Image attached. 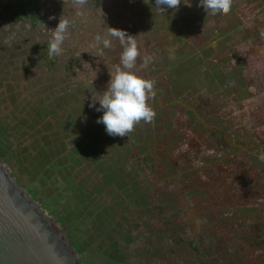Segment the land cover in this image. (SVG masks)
<instances>
[{
	"label": "rangeland",
	"instance_id": "1",
	"mask_svg": "<svg viewBox=\"0 0 264 264\" xmlns=\"http://www.w3.org/2000/svg\"><path fill=\"white\" fill-rule=\"evenodd\" d=\"M244 1L240 9L248 17L252 6L246 7L248 0ZM147 2L101 0L100 10H96L84 0H44L41 15L51 22L43 27L48 37L60 19L74 20L82 33L84 17L94 14L97 19L89 26L96 24L98 35L106 36L107 26H111L136 36L140 55L130 71L154 82L155 96L147 101L155 112L152 121H140L123 137L109 135L97 123L103 112L89 106L92 99L83 103L77 98L76 103L71 98L59 107L55 103L62 95L59 87L34 68L30 71L29 65L17 62L14 68L19 71L13 70L11 75L14 79L0 89V125L13 129L21 122L25 129L19 132L27 131L21 139L25 145L33 143L32 134L36 140L43 135L53 140L54 172L66 176L64 184L58 182L59 191L69 183L75 192L78 188L82 192L80 199L68 203L85 208L77 223L81 240L89 245L81 256L83 264H209L200 257L203 252H197L193 238L187 244L189 239L178 235L175 220L179 215L188 223L196 218L198 231L195 233L194 226L191 230L195 238L200 234L205 239L207 247L232 248L238 256L236 264H264V242H258L255 249L252 245L261 238L255 236L254 224L264 225V53H257L252 40H246L237 28L233 16L238 0H232L228 14L204 15L201 25L181 24L172 34L162 25L163 10L156 4L148 8L150 13L154 9L153 19L146 11V15L140 14ZM56 4L64 6L66 13L57 11ZM187 5L192 7L193 0ZM251 25L247 23L245 29ZM86 33L84 39L75 34L62 45L63 51L70 44L67 48L79 52L78 44L85 43L83 49L91 52L85 56L90 62H78L77 76H71L69 85L72 87L73 78L89 79L97 85L94 96H99L107 88L109 70L120 62L123 48L112 38V47L101 52L93 46L95 33L91 29ZM185 44L186 52H208L180 70L168 62H180L176 51ZM145 57L149 58L146 66ZM28 69L30 73L25 74ZM178 81L184 87L181 92ZM23 99L26 102L20 106ZM180 103L196 111L213 130L204 129L192 113L174 107ZM36 113L43 118L42 124L51 125L50 131L40 128L39 119L30 127ZM55 133L58 142L52 137ZM10 171L28 194L33 187L40 190L38 181L31 184L27 175ZM137 219L146 222L133 224ZM124 227L137 235L135 242ZM249 242L252 247L245 246Z\"/></svg>",
	"mask_w": 264,
	"mask_h": 264
},
{
	"label": "trees",
	"instance_id": "2",
	"mask_svg": "<svg viewBox=\"0 0 264 264\" xmlns=\"http://www.w3.org/2000/svg\"><path fill=\"white\" fill-rule=\"evenodd\" d=\"M29 1L34 4L33 7L29 6V12L31 14L30 17L32 21L36 22L38 20L37 16L39 9L37 7V3L40 0ZM190 1L191 0H181V4L178 6V8H170L169 10H165L160 13V15L163 17L162 25H167V32L169 31L171 34L175 31L178 32L177 27L181 24L191 27L195 25H201L200 23L203 22V16L206 15V13L202 6H199L198 0H193L194 5L192 7H188L187 4H189ZM30 2H28V4H30ZM154 4H156L155 0H149V2H147V4L141 8L142 11L140 14L144 16V14L147 12V16L152 17L153 19V14L155 13L154 9L152 13H150L148 8L150 9V6L151 8L152 6L155 7ZM179 8L181 11L178 10ZM25 14L26 11L22 8L19 14L20 17L25 16ZM186 46L187 45L185 44L183 47H180L179 49L177 48L176 57L179 58L180 62H175V59V61H169L168 63L173 64V67H179L181 70L184 66H189L186 62L191 64L192 62L197 61V57H199L201 54L208 52L207 50L202 51L203 53L201 52V54H197V52L194 50H189L186 52L184 51ZM202 59H206V56L202 55ZM196 65L198 66L197 62ZM197 66L193 67L192 70L195 71L196 68H198ZM215 72H210L213 80L216 79L214 77ZM218 73H221V71H218ZM8 74L9 73L7 72L4 73V70H0V89L2 86H4V83L14 79V77L9 76ZM171 76L168 74L167 78H171ZM182 82L185 83V81ZM178 86L180 92L184 90V87H181L180 82ZM186 88L189 89V86H186ZM64 91H60L62 92L61 98H58L55 101L57 106L61 107L62 104L67 105L66 102H70L71 98H74L75 102L78 103L77 96L67 93L64 94ZM38 103L41 106L42 102ZM184 105L185 104H176L174 107H178L181 111H185L190 114L191 112L187 110L185 108L186 105ZM27 118H32V116L27 115ZM38 119L40 120L41 124L40 128L44 129L47 127L45 129V133L51 130L52 127L49 123L42 124L43 118H40L38 113H36L33 121H31L30 127L33 128L35 125H37ZM22 125L23 124L19 122L13 129L6 128L4 125H0V158L9 166V170L16 169L17 173L21 175H27L31 184L36 183V181L40 183V190L38 191L35 187H33L32 190L29 191V195H31L35 201L41 204L47 215L55 217L57 225L60 226L65 232V238L76 250L79 262L83 264L81 256L89 248V245L81 240V231L78 229L77 223L84 215L85 208H79L78 205H74L72 207L70 203H68L71 199H80L82 192L80 188H78L75 192L76 189L72 188L69 183L67 188L69 189L70 187V189H72L70 192L67 188L63 191H59L58 182L64 184L66 182V176H63L60 172H58L56 175L54 172V169L57 168V165H52V162L56 159V157L54 158L53 155L51 156V153L54 152L51 150V144L53 143V140H50V137L46 135H43L40 140H36V135L32 134L29 136V138L34 139L33 143L30 145H25V140L21 141V139L26 135L27 131L25 130L26 132H19V130L25 129V127H22ZM27 129L32 131L30 128ZM52 137H54L55 142L59 141V137H57L56 133L53 134ZM11 139H14V142H11Z\"/></svg>",
	"mask_w": 264,
	"mask_h": 264
},
{
	"label": "flooded vegetation",
	"instance_id": "3",
	"mask_svg": "<svg viewBox=\"0 0 264 264\" xmlns=\"http://www.w3.org/2000/svg\"><path fill=\"white\" fill-rule=\"evenodd\" d=\"M87 2L88 6L94 7L93 9H99L100 10V1L101 0H84ZM16 2V3H15ZM29 0H0V70L5 69V72L9 73L8 75L11 76L18 69L14 68V65L19 62L22 66H28L31 69L34 68V71L39 73L41 76H47L53 83L56 85L64 84L65 87V93L68 91H77L79 90V87L82 86V83H79V81H75V78L72 79L73 84L72 87L69 85V82L71 80V76L75 73V68L78 66V62H84L87 61V58L85 59L86 54L90 55V51H85V43L78 44V48H80L79 52H74L73 49L70 47L67 48V46H71L70 44H67L64 48V53H62L60 56H56L54 58H49L48 55V49L47 44L49 42V38L45 32L43 31V27H49L51 25V22L46 20L44 16L41 15V9L44 0H40L37 3L38 9V16L37 21L34 22L31 20V14L29 12V6L33 7L34 4L30 2ZM24 9L26 11L25 16L20 17L21 9ZM55 8L60 13H66V8L64 6H60L58 4L55 5ZM96 9V10H97ZM65 18V16H64ZM81 18V17H80ZM97 14H94L93 17L90 18V16L84 17V25L85 28L82 29V33L79 32V28L75 26L73 23L74 20H66L68 22V26L71 29V32L68 33L67 38L70 36H74L75 34L78 36V39H84L87 35L86 31L88 29H91L95 35H98V28L95 24L90 27V21L94 20L96 21ZM49 23V24H48ZM90 27V28H89ZM66 38V39H67ZM74 39V38H72ZM84 48V49H83ZM68 49V50H67ZM100 50V48H99ZM103 56V53H102ZM80 60L81 58H83ZM86 60V61H85ZM87 62H90L89 60ZM16 67V65H15ZM16 70V71H15ZM28 70H24L25 74H28ZM22 74V75H25ZM64 74V75H63ZM62 75L65 77V80L62 78ZM64 82V83H63ZM8 83V82H6ZM75 86V87H73ZM84 86V85H83ZM97 89V87H96ZM90 90H93L91 88ZM98 90V89H97ZM70 92V93H71ZM21 103V102H20ZM182 104V103H180ZM183 105V104H182ZM185 106V105H184ZM186 109H188L193 115H195V118L202 123L201 118L197 117L196 111H193L191 108L189 109L188 106H185ZM201 126L204 129L207 130H213V128L206 124H201ZM235 149H240L239 146L235 145ZM190 215V214H189ZM191 216V215H190ZM192 217V216H191ZM196 218L193 217V221L187 222L185 221V218L182 215H179L177 217V220H175V225L177 228L178 235L180 238L183 236H186L189 240H186L187 244L190 241V238L195 240L196 250L202 251L203 256H200L204 261H207L209 264H236L235 262L237 259L236 252L234 253L233 249L227 246L224 250L216 248L213 244V246L207 247L205 239L199 238V235L195 238V233L198 231V221L195 220ZM146 221L144 219H137L133 222V224H137L139 226L144 225ZM151 222V221H150ZM256 227L255 236L261 237L260 239H257L253 241L252 245H254V249L256 246H258L260 243L264 242V225L261 224L260 226L257 224H254ZM182 226V227H181ZM191 226H194L196 228L195 233L192 232ZM179 228V229H178ZM125 232L131 233L130 227H124ZM261 232V234H259ZM137 234V233H136ZM135 234H132L131 242L136 241ZM217 242H220V237L217 236L215 238ZM248 242V241H247ZM260 242V243H258ZM249 242L248 244H245L247 247H252V245ZM129 244H126L125 246L129 249ZM125 247V248H126ZM210 251L207 253V251ZM242 250V249H240ZM194 252V251H193ZM238 264V263H237ZM240 264V262H239Z\"/></svg>",
	"mask_w": 264,
	"mask_h": 264
},
{
	"label": "clouds",
	"instance_id": "4",
	"mask_svg": "<svg viewBox=\"0 0 264 264\" xmlns=\"http://www.w3.org/2000/svg\"><path fill=\"white\" fill-rule=\"evenodd\" d=\"M155 3L157 8L165 11L164 6L178 8L181 0H155ZM198 4L202 6L206 15H226L231 10L232 0H198ZM107 27V35H97L93 46L100 48L102 52L103 49L112 47V38H115L123 50L119 64L113 66L114 70H109L110 79L106 90L101 95L94 96L89 106L103 112V115L97 118V123L105 126L107 134L123 137L133 131L134 125L140 121L153 120L155 112L147 101L149 96H155L154 82L130 71L136 66L137 57L140 55L136 36L128 34L123 29ZM67 35L68 22L60 19L55 29H51L47 44L49 58L62 54V45ZM148 62L149 58L145 57L143 64L146 66Z\"/></svg>",
	"mask_w": 264,
	"mask_h": 264
},
{
	"label": "water",
	"instance_id": "5",
	"mask_svg": "<svg viewBox=\"0 0 264 264\" xmlns=\"http://www.w3.org/2000/svg\"><path fill=\"white\" fill-rule=\"evenodd\" d=\"M2 70L5 73V69ZM78 70L75 69V73ZM75 81L84 86L70 94L83 103H89L97 92V85L89 79L83 81L75 78ZM55 86L61 91L65 90L64 84ZM23 100L20 106L26 102V99ZM0 264H81L76 250L65 238V232L57 225L55 217L47 215L41 204L16 183L8 165L1 158Z\"/></svg>",
	"mask_w": 264,
	"mask_h": 264
},
{
	"label": "crops",
	"instance_id": "6",
	"mask_svg": "<svg viewBox=\"0 0 264 264\" xmlns=\"http://www.w3.org/2000/svg\"><path fill=\"white\" fill-rule=\"evenodd\" d=\"M244 2V0H238L235 7V15L232 16L237 21V28L241 29L242 34H245V39L248 41L252 40L251 45L258 50L257 53H264V0L247 1L245 6H252V13L248 17L242 14V10L240 9V6ZM247 23L252 24L249 30L245 29Z\"/></svg>",
	"mask_w": 264,
	"mask_h": 264
}]
</instances>
